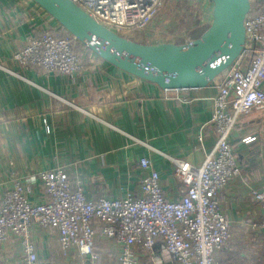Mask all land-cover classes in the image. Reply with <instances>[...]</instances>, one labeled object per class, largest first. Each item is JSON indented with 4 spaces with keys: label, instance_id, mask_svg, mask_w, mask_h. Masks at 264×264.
<instances>
[{
    "label": "crops",
    "instance_id": "crops-1",
    "mask_svg": "<svg viewBox=\"0 0 264 264\" xmlns=\"http://www.w3.org/2000/svg\"><path fill=\"white\" fill-rule=\"evenodd\" d=\"M191 3L196 5L192 11ZM210 19L209 0H165L149 25L130 38L142 43H184L199 36ZM47 22L56 23L31 0H0V196L13 178L59 166L82 184L88 199L138 194L142 170L137 163L147 156L159 172L165 194L178 198L177 160L200 164L217 138L209 122L212 83L165 94L158 85L109 64L82 44L79 53L85 61L78 73L20 68L11 61L12 53ZM248 136L254 139L243 142ZM229 142L239 173L218 195L231 238L215 253V263L264 264V230L252 227L264 219L252 197L254 190L264 188L263 111L240 115ZM30 189L31 200L46 199L38 180L30 183ZM31 235L36 264H117L119 247L99 234L95 263L72 248L63 251L53 228L35 225ZM135 252V264H155L153 258L160 256L158 247ZM3 258L4 264H24L15 238L0 246Z\"/></svg>",
    "mask_w": 264,
    "mask_h": 264
},
{
    "label": "built area",
    "instance_id": "built-area-1",
    "mask_svg": "<svg viewBox=\"0 0 264 264\" xmlns=\"http://www.w3.org/2000/svg\"><path fill=\"white\" fill-rule=\"evenodd\" d=\"M91 18L119 35L132 37L144 30L165 0H71ZM244 18V49L230 66L212 81L215 89L209 118L217 138L198 165L177 160L174 175L178 198L163 191L152 160L142 156L138 194L88 199L82 184L71 180L62 167L13 179L0 196V246L15 238L24 264H36L31 232L35 225L53 228L63 251L74 249L91 263L99 260L97 234L119 247L117 264H135V249L152 252L159 248L155 264H216L215 253L231 238L230 222L220 208L218 195L228 180L239 173L229 135L240 115L252 109L264 119V0H249ZM49 19L50 16L48 15ZM58 23L47 22L40 33L30 36L11 55L22 69L30 66L44 72L78 73L84 68L83 54L74 51L75 38L59 32ZM188 39L186 42H190ZM164 93L173 91L163 89ZM180 99L179 96H174ZM186 100V98H184ZM245 137L243 142L253 140ZM38 180L46 199L29 198L30 183ZM264 213V188L252 192ZM264 230V219L253 222ZM152 259V261H153Z\"/></svg>",
    "mask_w": 264,
    "mask_h": 264
},
{
    "label": "water",
    "instance_id": "water-1",
    "mask_svg": "<svg viewBox=\"0 0 264 264\" xmlns=\"http://www.w3.org/2000/svg\"><path fill=\"white\" fill-rule=\"evenodd\" d=\"M91 53L161 89L203 88L241 55L249 0H209L208 26L190 42L142 43L101 25L71 0H31Z\"/></svg>",
    "mask_w": 264,
    "mask_h": 264
},
{
    "label": "trees",
    "instance_id": "trees-1",
    "mask_svg": "<svg viewBox=\"0 0 264 264\" xmlns=\"http://www.w3.org/2000/svg\"><path fill=\"white\" fill-rule=\"evenodd\" d=\"M59 32H61L62 34L66 33V31L62 27H60ZM74 51L78 53L81 51L80 43L77 40H75Z\"/></svg>",
    "mask_w": 264,
    "mask_h": 264
},
{
    "label": "rangeland",
    "instance_id": "rangeland-1",
    "mask_svg": "<svg viewBox=\"0 0 264 264\" xmlns=\"http://www.w3.org/2000/svg\"><path fill=\"white\" fill-rule=\"evenodd\" d=\"M191 1H192V0H190V2H191ZM181 4H187V3H186V2H181ZM191 4H192V3H191ZM195 7H196V5H195V3H193L192 6H191V9H190V10H191V11L194 10ZM188 8H189V7H188ZM207 26H208V25H207ZM207 26H206V27H207ZM204 27H205V26H204ZM206 27H205V28H206ZM134 35H135V34H133L132 36H134ZM18 178H19V177H15V178H13V179H18ZM5 261H6L5 258H3L2 260H0V264H4Z\"/></svg>",
    "mask_w": 264,
    "mask_h": 264
}]
</instances>
